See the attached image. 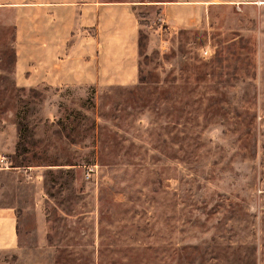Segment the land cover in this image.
<instances>
[{"label": "rangeland", "instance_id": "1", "mask_svg": "<svg viewBox=\"0 0 264 264\" xmlns=\"http://www.w3.org/2000/svg\"><path fill=\"white\" fill-rule=\"evenodd\" d=\"M135 1L131 85L15 86L0 11V132L31 168L0 264H264V2Z\"/></svg>", "mask_w": 264, "mask_h": 264}, {"label": "crops", "instance_id": "2", "mask_svg": "<svg viewBox=\"0 0 264 264\" xmlns=\"http://www.w3.org/2000/svg\"><path fill=\"white\" fill-rule=\"evenodd\" d=\"M215 2L254 0H171L161 3L177 24L193 22L190 12ZM135 0H0L3 21L12 25L15 86L131 85L139 78L140 21ZM188 11V12H187ZM190 12V13H189ZM17 132H0V172L14 177L0 203V252L18 245V213L31 168L11 165ZM16 137V138H15ZM11 163V164H10ZM35 203L38 206V197Z\"/></svg>", "mask_w": 264, "mask_h": 264}, {"label": "built area", "instance_id": "3", "mask_svg": "<svg viewBox=\"0 0 264 264\" xmlns=\"http://www.w3.org/2000/svg\"><path fill=\"white\" fill-rule=\"evenodd\" d=\"M94 167L91 165L86 166L85 168V172H86V176H89L91 174V172L93 171Z\"/></svg>", "mask_w": 264, "mask_h": 264}, {"label": "bare ground", "instance_id": "4", "mask_svg": "<svg viewBox=\"0 0 264 264\" xmlns=\"http://www.w3.org/2000/svg\"><path fill=\"white\" fill-rule=\"evenodd\" d=\"M259 3L264 2V0H258Z\"/></svg>", "mask_w": 264, "mask_h": 264}, {"label": "trees", "instance_id": "5", "mask_svg": "<svg viewBox=\"0 0 264 264\" xmlns=\"http://www.w3.org/2000/svg\"><path fill=\"white\" fill-rule=\"evenodd\" d=\"M11 165H17V164H11Z\"/></svg>", "mask_w": 264, "mask_h": 264}]
</instances>
